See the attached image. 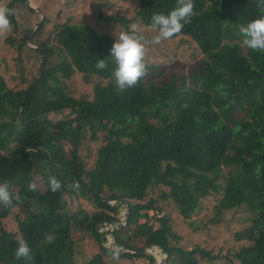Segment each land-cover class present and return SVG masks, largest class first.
<instances>
[{
	"label": "trees",
	"instance_id": "trees-1",
	"mask_svg": "<svg viewBox=\"0 0 264 264\" xmlns=\"http://www.w3.org/2000/svg\"><path fill=\"white\" fill-rule=\"evenodd\" d=\"M136 1V16L149 27L154 13L176 6V0ZM6 8L14 10L9 19L15 30L23 20L22 33L7 41L30 70L20 88L10 87L0 71V182H8L14 196L12 206L0 205V222L15 207L25 213L17 231L0 225V264H78L77 232L83 230L100 242V251L83 264H107V254L156 264L146 251L152 246L168 253L164 264H199L196 253L214 261L220 257L210 250L173 243L180 236L161 204H173L190 219L213 193L220 196L216 217L243 206L252 212L251 223L235 233L248 243L234 256L240 264H264V52L246 47L239 33L264 14L258 0H194L191 22L173 36L190 37L202 53L193 81L143 76L123 91L108 56L114 37L70 21L55 23L45 37L49 17L39 24L26 0H10ZM107 18L127 27L125 17ZM98 59L106 60L105 69L96 67ZM147 65L151 71L154 65ZM76 72L87 82L93 76L105 82L94 83L92 98L76 97L65 81ZM60 112L69 118L49 116ZM89 141L101 142L93 166L83 153ZM36 172L42 185L28 191ZM50 177L62 183L59 191H51ZM74 182L78 189L69 187ZM156 187L158 195L149 197ZM70 193L93 199L97 210L69 209ZM120 206L127 220L119 226ZM108 225L119 251L103 240ZM18 239L29 243L33 260L14 258Z\"/></svg>",
	"mask_w": 264,
	"mask_h": 264
},
{
	"label": "rangeland",
	"instance_id": "rangeland-1",
	"mask_svg": "<svg viewBox=\"0 0 264 264\" xmlns=\"http://www.w3.org/2000/svg\"><path fill=\"white\" fill-rule=\"evenodd\" d=\"M9 2L10 0H0V7L6 8ZM27 2L31 7H36L39 10V22L42 18V13L44 17H49L50 21L46 25L45 37L53 29L55 23L60 24L66 21L90 25L97 32L111 35L114 38H116L115 36L118 37L122 31H129L132 24H137L139 31L149 39L157 34L152 27L144 25L136 16V0H27ZM111 16L125 17L128 20L127 27L119 21L107 18ZM19 19L17 30L12 25L11 30L7 34L0 35V71L9 86L14 88H20L27 84L28 70H30V65L26 58L21 59L16 46L7 41V37L18 36L22 33L24 24L23 20ZM27 43L30 46H34L29 41ZM55 59L57 60L58 57L56 56ZM146 62L154 65L152 70L147 71L144 76L146 81H150L149 78L160 83L174 79L180 81L185 76L187 82L191 83L193 81L191 72L196 71L202 65V53L190 37L178 36L165 40L160 44L149 45ZM23 76L25 81H22ZM65 81L67 89L76 97L86 96L88 98L93 96V87L96 81L105 82V80L95 76L87 82L83 79V75L80 72H76L70 79ZM49 116L54 121L67 120L69 118L67 112L50 113ZM100 144L101 142L89 141L84 145L83 153L90 155L87 159L89 166L94 165ZM226 173L227 168H225ZM42 181L41 176L36 172L34 182L40 186ZM159 191V187H156L150 192L149 197L157 196ZM219 197L218 194L213 193L202 199L199 209L190 219H184L173 204L167 201H161L163 206L162 214H168L172 217L174 222L173 230L180 236L179 241H173V243L187 249L200 246L220 257L213 261L196 253L199 264H240L234 256V252L247 244L248 241H237L235 233L251 223L252 212L246 206H243L241 208L223 210L216 217L214 206ZM66 200L67 207L72 210L79 207L85 208L89 213L97 210L93 199L83 197L80 194H67ZM125 212V207L120 206L117 217L122 222V225L125 223ZM154 213V210L149 211L151 216H154ZM24 214L22 207H15L12 214L3 219L0 225L8 230L17 231V218L24 216ZM144 221L145 218L140 220V222ZM152 222H154L155 227L159 226V222L153 219ZM112 227L108 225L106 228ZM104 236H106L105 240H107L106 246L119 249L114 245L110 232ZM77 237L76 257L78 264H83L100 251V242L93 236H89L84 230L77 232ZM146 251L153 254L155 258L158 257L157 254H160L161 258L165 257V253L158 246L146 247ZM105 258L107 264H150V260L147 257L130 259L107 254Z\"/></svg>",
	"mask_w": 264,
	"mask_h": 264
},
{
	"label": "clouds",
	"instance_id": "clouds-1",
	"mask_svg": "<svg viewBox=\"0 0 264 264\" xmlns=\"http://www.w3.org/2000/svg\"><path fill=\"white\" fill-rule=\"evenodd\" d=\"M258 7L264 13V0H258ZM14 15V10L0 7V35L7 34L11 28L9 17ZM194 12V0H176V6L167 14L154 13L151 27L157 33L151 39L139 31L137 24L130 25L129 31L120 32L115 36L109 55L114 64L113 77L117 88L121 91L134 87L138 81L146 75L148 65L146 63L149 45L160 44L180 33L184 26L191 22ZM239 33L243 37V44L257 52H264V14L259 18L239 27ZM98 69H105L107 62L105 59L96 61ZM49 186L52 192H57L62 188V183L55 177H50ZM70 188H79V183L74 182ZM37 185L31 182L28 191H35ZM14 196L10 190L8 182H0V205L10 207L13 204ZM48 243L55 240L54 235L46 237ZM16 260L30 261L34 258V253L29 243L25 239H18L17 246L13 250Z\"/></svg>",
	"mask_w": 264,
	"mask_h": 264
},
{
	"label": "water",
	"instance_id": "water-1",
	"mask_svg": "<svg viewBox=\"0 0 264 264\" xmlns=\"http://www.w3.org/2000/svg\"><path fill=\"white\" fill-rule=\"evenodd\" d=\"M26 2H27V0H26ZM29 6H31V5H29ZM36 10H37V8L36 7H34ZM37 11H39V10H37ZM44 20V14L42 13V18H41V20H40V22H39V24L42 22ZM39 24L35 27V29L34 30H36L37 28H38V26H39ZM113 203H115V201H113ZM128 205V204H127ZM124 220H125V222H126V220H127V217H125L124 218ZM122 222H120V220H118V222H117V225H122L121 224ZM124 224V223H123ZM112 229L113 228H107V232L109 233V232H111L112 231ZM106 239V236H103V240H105ZM164 253H165V257H162V258H156V264H164V262L166 261V258H167V256H168V253L165 251V249H163V248H160ZM115 251H119V249H114Z\"/></svg>",
	"mask_w": 264,
	"mask_h": 264
}]
</instances>
